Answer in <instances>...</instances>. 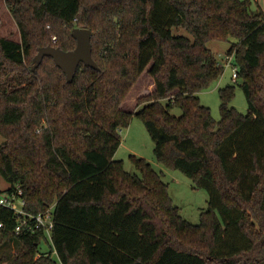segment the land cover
Returning a JSON list of instances; mask_svg holds the SVG:
<instances>
[{"label":"trees","instance_id":"16d2710c","mask_svg":"<svg viewBox=\"0 0 264 264\" xmlns=\"http://www.w3.org/2000/svg\"><path fill=\"white\" fill-rule=\"evenodd\" d=\"M4 2L19 40L0 36V175L25 212H53L49 240L16 233L0 206V244L18 243L9 264H57L51 251L63 264H264V11L251 0ZM76 27L91 30L98 68L80 62L68 82L50 56L34 64L47 45L72 50ZM211 40L229 44L245 114L229 105L233 85L218 89V120L199 101L223 73ZM145 69L153 90L123 109ZM133 116L156 159L206 189L199 223L181 217L148 161L130 155L136 175L114 159Z\"/></svg>","mask_w":264,"mask_h":264},{"label":"rangeland","instance_id":"374dc122","mask_svg":"<svg viewBox=\"0 0 264 264\" xmlns=\"http://www.w3.org/2000/svg\"><path fill=\"white\" fill-rule=\"evenodd\" d=\"M251 9L257 7L264 11V0H251ZM48 27V26H47ZM171 33L174 35H182L192 39V36L185 29L180 27H172ZM0 36L9 37L13 40H19V31L17 25L12 18L4 0H0ZM52 39V38H51ZM52 41H56L52 39ZM206 46L214 54L216 61L223 66V73L210 85L206 90L199 92L197 95L199 101L210 109L211 115L215 120L220 118L219 105L220 98L218 89L227 85L234 86V96L229 105L235 108L239 113L245 114L247 111V102L244 93L239 86V82L232 78L233 63H227V49L229 44L211 40ZM153 90V80L145 69L136 83L133 85L126 98L122 102V108L125 110H136L139 106L136 99L140 95H145ZM181 113L178 107L171 110V114L179 116ZM120 144L114 153V159L121 160L123 169L130 173L139 175L135 169L130 155L142 157L148 161L151 167L161 175L162 181L167 184V190L172 203L179 208L181 217L192 224L199 223L201 211L207 208L208 193L204 188H196L192 181L180 170L173 169L159 162L154 153V142L148 134L143 121L138 116H133L127 127L121 128ZM3 137L0 135V142ZM9 183L0 175V192L6 193ZM18 243L14 240L5 241L0 244V264H9L17 251ZM39 249L44 252L51 251V244L48 241L41 240ZM51 257L55 259L54 251H51Z\"/></svg>","mask_w":264,"mask_h":264},{"label":"water","instance_id":"95a60500","mask_svg":"<svg viewBox=\"0 0 264 264\" xmlns=\"http://www.w3.org/2000/svg\"><path fill=\"white\" fill-rule=\"evenodd\" d=\"M76 44L72 50L62 51L58 47L47 45L39 48L34 56V64L40 63L44 56H50L55 65L61 69L68 82L72 81L79 63L98 68L91 55V30L85 27H76L71 31Z\"/></svg>","mask_w":264,"mask_h":264},{"label":"built area","instance_id":"2783aa9c","mask_svg":"<svg viewBox=\"0 0 264 264\" xmlns=\"http://www.w3.org/2000/svg\"><path fill=\"white\" fill-rule=\"evenodd\" d=\"M52 39L55 40V37L52 36ZM227 63H230L231 56H227ZM232 78L236 79L237 68L233 66ZM22 190L17 186L13 192L10 193H0V206L6 207L11 210L13 217L16 219V224L14 231L16 233L25 229L26 231H33L35 229H41L46 237L50 240L51 230L53 227V212L52 206L46 209L43 212L37 214H29L24 211V199L22 198ZM3 226V223L0 222V228ZM55 258L57 264H63L59 259L58 255L55 253Z\"/></svg>","mask_w":264,"mask_h":264}]
</instances>
